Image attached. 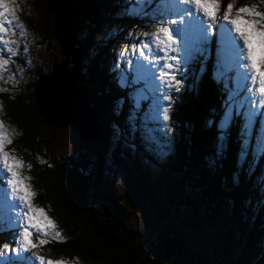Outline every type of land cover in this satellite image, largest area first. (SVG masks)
Here are the masks:
<instances>
[{
	"label": "trees",
	"instance_id": "trees-1",
	"mask_svg": "<svg viewBox=\"0 0 264 264\" xmlns=\"http://www.w3.org/2000/svg\"><path fill=\"white\" fill-rule=\"evenodd\" d=\"M44 2L42 6L45 9L47 0H44ZM123 7L124 0H92L82 10L80 16L82 25L84 24L85 27L92 30L99 26L101 28L103 24L108 25L109 22H113L123 24V28L117 31L118 35L113 30L120 25L118 27L111 26L113 35H109V38L103 37L98 41L92 39L91 33L94 32H91L86 38L78 39L76 44L77 47L79 45L82 46L83 52H85L87 47H91L94 52L91 58V65L86 63L83 72L89 92L88 104L93 108L98 121L99 118L101 119L102 136L100 139H102V147L99 148V153L101 157L105 158L108 156L105 151L107 146L103 141L105 142V139L111 136L110 133H107L105 122L115 121L124 125L126 117L129 115V104L127 102L129 94L131 93L135 96L138 92L144 93L145 90L143 89L145 86L141 82H137L131 88L121 89L115 80L117 71L121 69H116L115 65L119 63L122 67L121 70L124 67L122 62L115 59L116 39H119L120 36H126L128 30H135V25L146 20L144 17L140 19L121 18L123 16L121 12ZM48 22L50 23L48 25L49 31L47 30L48 35L55 40L51 18ZM128 41L129 38L127 39ZM211 56L208 55L207 58L203 59L206 66L204 72L200 73L201 65H197L198 68H193V65L190 67L191 74L192 72L200 74L199 82L195 83L192 89L187 87L182 92L183 95L178 98V104L170 112L171 126L175 132L171 135L170 147L164 149V152L166 150L169 151V153L165 152L168 154L167 159H159L155 152L142 151L143 145L138 134L130 135L131 139L128 140L124 137V141L122 136L113 149L118 157L123 156L127 162L133 165L132 168L136 177H138L142 189H139V198H144L146 202L152 203L150 213L157 219L156 222L158 220L161 221L163 227L160 229L157 242L147 237V234L151 235L150 233L143 231L146 234L144 237L143 232L126 225L118 215L114 214L106 217L96 214L90 200V187H92L90 182L91 175L88 172L91 166L90 160L76 155L48 160L42 157V153L47 156L45 144L48 140L40 134L38 129L47 123L37 110L34 96V87L39 81L38 76L43 75L42 71H37V75L32 80L31 86H29L32 90H29L28 95L25 94L22 97L17 92L13 93V96L5 94L6 114L9 116L10 122L23 132L15 146L22 153L24 160L31 164L30 170H26L29 173L30 191L34 193L32 197L33 203L36 206L40 205L43 208H50L51 214L56 218L57 230L61 231L58 240L49 237L47 239L48 243L44 245L35 243L37 245L36 249L41 250L39 252H45L46 256L51 259L60 255H72L69 258L72 260L77 255L75 261L77 264H82L85 261L91 264H166L163 259L161 245L165 240L164 233L167 231L171 237L181 238L183 251L195 258L193 264H211L212 258L215 259V256L211 253L208 241H198V237L196 238L197 240L191 238V242L187 243L183 236L176 234L179 224L189 228L206 227L207 229L208 227L211 232L213 229L211 215L213 211L219 210L220 207L218 206H220V203H225L226 208L230 207L231 212L229 211V213H232L238 221L237 228L240 235L246 233L245 218L252 219L253 217L259 221L260 218H257V216L263 213L261 202H263L264 197L258 194L259 190H262L259 187L260 183H257L258 181L256 186H254L258 191L256 193L250 192L251 194L246 197L254 200L253 203L250 204L246 199L243 201V205H241L242 202H236L239 198L238 195L244 197L247 193L248 187L242 185L245 184V181L253 183V181H256L257 174L260 175L259 180L264 178V166L261 174L259 171L260 167L257 164V161H259L261 165L263 159L260 156L252 158V150H250L249 154V163L251 164H248L249 169L253 167L252 173L247 174V172H244L246 166L239 171L237 169L235 163L239 146V120L232 125L231 135L228 140L229 146L223 159L218 160L211 167L208 163L210 159H213L217 143V131L214 125H207L206 122L207 120L211 121L214 118H219L224 101L222 88L217 83L211 82V75L208 71L209 64H211ZM129 77H131V73H129ZM93 82H95L94 86L91 85ZM137 88L140 91H135ZM145 92L147 93L145 101L140 102L141 105L136 107L138 112L140 110V112L144 113L152 99L150 91ZM118 99L119 101H124L121 111L123 114L119 116L110 112L114 110ZM140 117L141 115L137 113L135 118H137L138 122ZM256 118L259 123L260 118ZM254 128L256 131L250 137L252 144L257 142L256 137L259 134L258 125H255ZM126 136L129 135L126 134ZM175 138H177V149L173 152L171 147L172 142L175 143ZM126 142L133 143L134 153L129 154ZM39 155H42L41 160L38 158ZM204 155L206 157L202 158ZM226 156L228 159V162L226 161L227 164L224 162ZM105 158L103 160H106ZM139 158H143L148 163L159 165L163 172H174L180 176V179H177L178 183L183 185L182 182H185V188L179 190L176 201L169 200L163 204L153 203V187L149 186V183L144 182L146 175H143L140 168H138L139 166L136 165L137 159V163H139ZM198 162H201L200 166L197 165ZM222 166L226 167L223 172L220 170ZM97 170L99 171V167ZM234 172H238L240 177L238 186L234 185L232 181ZM115 200H117V197H109L111 204ZM250 206L252 207L251 212ZM259 223L254 222V225L260 226ZM184 233L187 234V230L183 231ZM218 238L216 236L215 239ZM3 240L4 238L0 236V243ZM256 244L251 242V237H248V246H246L248 250L250 247L256 246ZM188 245L191 246L190 248L198 246L202 249L199 251L201 253H198L194 248L193 250L190 249ZM261 249L264 254V245Z\"/></svg>",
	"mask_w": 264,
	"mask_h": 264
},
{
	"label": "rangeland",
	"instance_id": "rangeland-1",
	"mask_svg": "<svg viewBox=\"0 0 264 264\" xmlns=\"http://www.w3.org/2000/svg\"><path fill=\"white\" fill-rule=\"evenodd\" d=\"M91 1L92 0H90L89 3ZM44 3H45L44 0H15L13 4H10V7H13L16 10L15 19L11 26L7 24L5 25L6 28H9V31L3 34V38L13 40L16 42L14 44L9 45V47H11L17 53L16 56H11V53L6 51L5 46L0 45V56H3L5 59H8V64L5 65L4 69L0 70V125H2V130L7 134L8 139L12 141L11 144L5 143L4 151L7 152L10 156L15 157L20 161H22V167L18 170L22 178L29 177L28 170L26 169L30 170L31 164L27 163L24 160L22 153L16 149L15 144L19 141V138L23 132H21L20 129H18L15 124L10 122V118L6 114L7 107L5 105L6 99L4 98V96L5 94H9V96H13V93L15 92L19 93L22 97H24L25 94L28 95V92L32 90V88L29 86H31L32 80H34L35 76L37 75L38 73L37 71H42L43 72L42 76L49 77L50 74L53 73L54 63L56 62L59 63L65 58L60 53L59 44H57L56 41L54 39H51L48 35L49 34L48 25L50 24L48 21L50 19L49 18L50 14L43 8L42 5ZM229 3L233 4V8L230 13V18H237V10L240 7H244V6L250 8L254 7L256 11L264 13V0H221L220 8L219 11L217 12V17L220 18L221 24L226 23L225 21L222 20V16L226 6ZM8 18L11 19V17ZM240 18L246 21H254L256 19L255 17H251L247 15H241ZM17 24L22 25V28H17L16 27ZM111 26L112 27L119 26L118 28L113 30L116 34L118 33L117 31L123 28V24L109 22L108 25L103 24L101 28H99L100 27L99 26L95 29L89 30L87 27H85L84 24L83 25L81 24L80 29L78 30L75 36L76 43L78 39L86 38L88 34H90L91 32H94L91 33L93 40L98 41L103 37L109 38L110 36L113 35V32H111L113 28ZM227 27L228 29H230L231 25H227ZM153 31H155V29L151 26V22L145 20L142 23L135 25V30H128L126 36H122V37L120 36L119 39H116L117 45H116V49H114V55L116 57L115 59H117V61L122 62V64L124 65L123 70H121L122 69L121 67L119 71H123L128 74L133 73L134 62L142 60L138 50L141 47L139 42L148 39L143 35V33L145 32L150 33ZM220 31L221 30L219 27H214L215 39L209 40L206 54L204 56V58H207V53L209 51L208 49L211 48L210 45L211 43L214 49H216V53L213 52L215 55L214 59L212 60V63L210 64L208 69L212 79L211 82H214L212 78V73L217 68V60H218L217 50L219 47L218 39H219ZM129 32H132L133 35L129 36L128 35ZM232 35L235 36L234 33ZM128 38L129 41L127 42ZM148 42L152 43L150 39L148 40ZM79 47H81V64H82V71H84V65L86 63L91 65V61H92L91 58L94 52L91 47L90 48L87 47L85 52H83V48L81 45H79ZM122 51L124 53L123 56L120 55ZM145 51H147V49H145ZM69 59L72 61L71 57H69ZM200 63H201L200 60L197 59L194 63H192L193 68L196 67L198 68V66L201 65ZM71 65L72 64L69 63V67H71ZM68 71L73 72L72 69H68ZM59 73L61 77H63V75L65 74L63 70H61ZM200 73L202 72L200 71ZM189 74H191L190 68L188 70L187 75L185 76V83L181 86V90L179 92H174L175 102L171 105V110L175 105L178 104V98H180V96L183 95L182 92L187 87H189L188 89H192L193 85L199 82L200 79L199 73L196 74V72H192L191 75ZM229 75L235 77L236 73L235 71H233L229 73ZM38 77L40 78V76ZM115 80L117 83V78ZM139 82L143 83V85L145 86V83L143 81H139ZM243 83H248V81H244ZM94 84L95 82H93L91 85L94 86ZM143 89L145 88L143 87ZM34 91H35V87H34ZM147 91L148 92L150 91L151 93L150 89H148ZM240 92L242 93V95L238 98V103L241 106L248 105V107H251V105L248 104L250 94L247 93L244 88H241ZM146 94L147 93L144 90V93L138 92L136 94L137 96L135 95L137 100L136 107L141 105L140 102L145 101ZM89 107L91 106L89 105ZM136 107L131 110V115L133 117H136L137 113H139L141 115V117L139 118L140 120L147 121L148 119L152 118L155 113L153 96L152 99L150 100L149 105H147V108L145 109L144 113L140 112V110L138 112V109ZM110 112H112L114 115H117L114 110ZM106 114L108 116L107 111ZM122 114L123 113L120 112L119 115ZM57 117L61 118L63 116L58 114ZM256 117L260 118L259 123L257 122ZM100 121L101 119L99 118V124ZM96 123H98L97 120ZM105 123H106L105 127L108 131L107 133L111 134V136L105 139L106 140L105 142L103 141V143H105V145L107 146V149H105V151L108 156L106 155L107 156L106 158L101 157L99 153L100 151L99 148L102 147L101 146L102 139H100L101 138L100 136L85 141L81 138L78 129L72 126L71 124H68L66 126H58V127H53L51 125L46 124L38 129L40 134L44 136L45 139L48 140V142H46L45 144L47 147L46 149L47 156H45L44 153H42L43 156L42 155L41 156L43 158H46V160H48L51 158H61V157L67 158L69 155L72 156L76 155L79 156L80 158H86L90 160L91 166L88 171L91 175L90 182L92 186L90 187L91 190L90 200L93 206V210H95L96 214L98 216H106V217L112 216L114 214L118 215L126 223V225L130 226L135 230L137 229L140 230L141 232L144 231L145 233L146 232L150 233L151 235L147 234V237L157 242L158 234L160 232V229L163 227L161 225V221L158 220L156 222L157 219L151 215L150 211L152 210V203L146 202L144 198H139V189L140 190L142 189H141V184L138 181V177H136L134 170L132 168L133 165L127 162L123 156L118 157L113 151L115 145L118 143V140H113L112 138L113 126L119 125L121 128H125L127 127V125L126 123L124 125H121V123L119 124L115 121H108ZM206 124L209 125L208 120ZM255 125H258L259 135L264 136V115H262L259 110H257L256 116L254 117L253 127ZM261 125L263 128L261 127ZM173 132H175L174 129ZM173 132L171 133V135L173 134ZM130 135L133 136V134ZM130 135L129 136L123 135L122 140L124 139V137L127 140L131 139ZM101 136H102V132H101ZM176 139L177 138H175V143L172 142L171 150L173 152H175V150L177 149ZM126 143H127L126 148L129 154L134 153L135 148H133L134 146L133 143H129V142ZM256 144L257 142L253 143V145ZM238 145H239V137H238ZM228 146L229 143L227 144V147ZM142 151H145L144 146ZM165 152L169 153L168 150H166ZM167 153L158 154V152H155V154L158 155L159 159L161 160L164 158L166 159L168 158ZM251 155L252 158H257L258 156H260L259 153L256 151H252ZM41 156L39 155L38 157L40 160L42 159ZM204 157L206 156L204 155L202 158ZM103 158H105L106 160H103ZM227 160L228 159L226 156L224 158V162L226 164L228 162ZM137 162L136 165L139 166L138 168H140L143 175H146L144 182L149 183L148 185L153 187V193H154L152 197L154 201L153 203L163 204L165 201L168 202L169 200H175V199L177 200L179 190L185 188L184 186L185 182H182L183 185L178 183L177 179H180V176H178L174 172L173 173L163 172L161 171L159 165L157 166L155 164L148 163L144 161L143 158L141 159L139 158V163ZM200 164L201 162H198L197 165L200 166ZM248 164L251 163H246L244 167L246 166L245 169L247 170L246 171L247 174L249 173L251 174L253 167L249 169ZM257 164L259 165L260 167L259 171L262 174L264 159L261 161V165L259 161H257ZM98 167H99V171L97 170ZM197 169L199 170V168ZM220 170L221 172H223V170H226V167L222 166ZM259 177L260 175L257 174L256 181H253V183L245 181V184H242L248 187L247 193L244 197L242 195H238L239 198L236 201L237 203L242 202L241 205H243V201L245 199L247 200V202H250V204L254 202V200L252 199L250 200L249 198L246 197L247 195L251 194L250 192L256 193V191H258L257 188L254 187L256 186L257 181H258L257 183H260L259 187L262 189L259 190L260 192H258V194L263 195L264 197V187H261V184L264 183V178L259 180ZM28 180L29 178L24 180V183L27 184L30 188V183ZM5 187L6 185L0 186V219H2L4 216L3 194ZM9 195H11L10 191H9ZM109 197L110 198L117 197V200L113 201V203L111 204L109 202ZM226 197L228 196L226 195ZM199 198L201 199V197ZM31 202L34 208L43 210L44 214L50 220H52L54 224L53 228L47 230L46 236L43 234H37L36 231L33 230V236L30 237V239L31 242L35 244V243H39L40 239H48L49 237H54V233L59 231L57 230L56 227V220H55L56 218L51 214L50 211L51 209L50 208L48 209L46 207L43 208L40 205L36 206L33 203V200H31ZM219 205H220L218 206L220 207L219 210L218 211L216 210L215 212L213 211L211 215L212 216L211 223L213 226L211 232L208 227H207L208 229L207 231L206 227L189 228L179 224L178 228L176 229L177 232L176 234H178V236H183L186 239L187 243L191 242V238L193 240L194 239L197 240L196 238L198 237H199L198 241H204V242L208 241L211 247V253L214 254L216 259L215 260L214 258H212L211 264H264V254L261 249L262 246L264 245V200L263 202H261L263 213L262 214L260 213L261 214L260 217H259L260 214L257 216V218H260L259 221H257L253 217L252 219L251 218L244 219L247 227L245 230L246 233H244L243 235H240L239 229L237 228L238 221L236 220V218L233 216L232 213H229L230 207L228 206V208H226L225 203L223 204L220 203ZM251 209L252 207L250 206V212ZM254 222L257 223L260 222L259 223L260 226H256V224L254 225ZM184 229L187 230L188 232L187 234L185 233L183 234V231L185 232ZM144 232L142 234L145 237L146 234ZM59 233H61V231ZM168 235L170 236L169 233ZM0 236L4 238V240L1 243L9 240L10 233L8 232L6 225L0 226ZM216 236H218L219 238L215 239ZM172 237L181 242V249H182L183 242L181 238L179 237L178 239L175 236ZM248 237H251L252 243L254 244L257 243L256 246L250 247L249 250L246 247L248 246ZM164 242H162V245ZM162 245H161V249H162ZM188 246L189 248L191 247L190 245ZM193 248L198 253H201L199 251L202 249L199 248L198 246H192V248L190 249L193 250ZM183 250L184 249H182V252L187 255V258L191 259L192 256L184 252ZM39 251L41 250L35 249L36 254L41 255L45 259H51L48 256H46L45 252H39ZM162 253L164 256L163 250ZM8 255H11V253H9ZM71 256L60 255L54 257V259L52 260H61L64 262V264H75L77 255L75 256V258L70 260L69 258H71ZM194 260L195 258L193 257L192 264L194 263ZM36 264H38V262H36ZM82 264H91V263L85 261Z\"/></svg>",
	"mask_w": 264,
	"mask_h": 264
},
{
	"label": "snow or ice",
	"instance_id": "snow-or-ice-1",
	"mask_svg": "<svg viewBox=\"0 0 264 264\" xmlns=\"http://www.w3.org/2000/svg\"><path fill=\"white\" fill-rule=\"evenodd\" d=\"M14 2L15 0H0V45H4L11 56H16L17 53L9 45L16 42L3 38V34L9 31L5 25L11 26L15 19L16 10L10 7ZM220 4L221 0H124L121 18L144 17L151 22L155 31L143 33L148 39L139 42L141 47L138 50L142 60L134 62L131 77L128 73L117 71V84L121 89H127L143 81L145 91L151 90L155 113L147 121L138 122L131 115L137 100L130 93L127 100V127L114 125L113 140H119L126 134H138L145 151L166 154L164 149L170 147L173 132L170 112L171 105L175 102L174 92L181 90L189 68L197 59L201 62L200 71L206 70L203 58L209 40L215 39L214 27H219L221 31L217 68L212 73V78L222 88L224 101L219 118L209 121L217 131V143L213 159L208 162L209 166L223 159L232 125L237 120L240 121L236 156L238 171L249 163L250 149L258 152L264 159V136L257 134L256 145L250 139L256 131L253 121L257 110L264 115V13L256 11L254 7L244 6L237 10V18H230L233 4L229 3L222 16L226 23L221 24L217 17ZM241 15L256 19L246 21L240 18ZM227 25H231V28L228 29ZM16 27L22 28V25L17 24ZM128 35L132 36L133 33L129 32ZM149 39L152 43L148 42ZM123 54L122 51L120 55ZM7 64L8 59L0 56V70ZM115 67L119 70L121 65L117 63ZM233 71L236 73L235 77L229 75ZM244 81L248 83H243ZM241 88L250 94L248 104L251 107L238 103V98L242 95ZM123 102L117 101L115 105L117 115L122 111ZM11 142L0 125V186L6 185L3 194L4 216L0 219V226L6 225L10 233L9 240L0 243V264H64L61 260L45 259L35 252L37 245L30 239L33 230L46 236L47 230L53 228L54 224L43 210L33 207L31 200L34 193L24 183L28 178H22L18 172L22 161L4 151L5 143ZM232 181L234 185H239L238 172L233 173ZM261 187H264V183ZM53 238L58 240L60 233L55 232ZM46 243L47 239L39 240L40 245Z\"/></svg>",
	"mask_w": 264,
	"mask_h": 264
},
{
	"label": "water",
	"instance_id": "water-1",
	"mask_svg": "<svg viewBox=\"0 0 264 264\" xmlns=\"http://www.w3.org/2000/svg\"><path fill=\"white\" fill-rule=\"evenodd\" d=\"M89 1L47 0L45 9L54 26L53 35L65 58L54 63L53 73L49 77L40 76L34 91L37 110L48 125L58 127L71 124L85 141L100 135L96 114L88 105L89 94L82 71L81 47L75 45V36L81 26V12ZM61 70L65 73L63 77L59 73ZM58 114L63 117H57ZM164 237L162 250L166 264H192L193 257L188 259L182 252L179 240L169 236L167 231Z\"/></svg>",
	"mask_w": 264,
	"mask_h": 264
},
{
	"label": "bare ground",
	"instance_id": "bare-ground-1",
	"mask_svg": "<svg viewBox=\"0 0 264 264\" xmlns=\"http://www.w3.org/2000/svg\"><path fill=\"white\" fill-rule=\"evenodd\" d=\"M52 26H53V24H52ZM53 27H54V26H53ZM75 38H76V37H75ZM76 44H77V43H76ZM76 44H75V45H76ZM88 94H89V92H88ZM88 98H89V97H88ZM95 119H96L97 122H98V123H97V124H98V127H99L98 130H99V132H100V135H99V136L101 137V132H102V131H101V125L99 124V121H98L97 116H95ZM65 126H66V125H65ZM91 139H92V138H91Z\"/></svg>",
	"mask_w": 264,
	"mask_h": 264
}]
</instances>
